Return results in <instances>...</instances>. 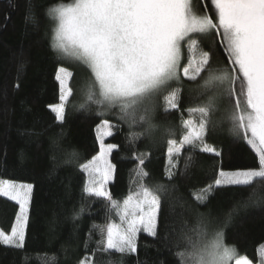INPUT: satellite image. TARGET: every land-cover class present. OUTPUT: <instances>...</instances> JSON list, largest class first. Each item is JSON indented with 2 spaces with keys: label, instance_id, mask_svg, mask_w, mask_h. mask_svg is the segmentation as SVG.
<instances>
[{
  "label": "trees",
  "instance_id": "1",
  "mask_svg": "<svg viewBox=\"0 0 264 264\" xmlns=\"http://www.w3.org/2000/svg\"><path fill=\"white\" fill-rule=\"evenodd\" d=\"M71 1L0 0V184L15 181L32 188L23 244L6 246L0 238V264H183L201 246L203 218L223 231L224 242L240 256L258 262L264 245L259 148L215 128L208 141L196 131L197 140L176 151L185 123L201 119L193 110L205 107L213 91L200 84L207 73H225L229 80L228 95L223 89L220 97L228 114L244 107L245 78L234 68L228 44L217 34L209 40L194 37L197 51L184 48L178 82L124 110L102 103L97 93L89 95L96 91L90 73L75 70L54 47L48 14ZM192 6L200 16L212 15L211 0H192ZM193 57L206 63L189 79L182 73ZM63 69L69 75L74 70L63 110L56 113L51 107L63 101L58 80ZM103 123L113 130L106 140L113 169L110 211L128 198L140 161L144 188L158 201L155 233H139L134 252L99 249L87 209L84 168L99 154ZM242 172L259 176L244 185L216 184L222 174ZM18 212L16 203L0 197V234L11 232Z\"/></svg>",
  "mask_w": 264,
  "mask_h": 264
},
{
  "label": "rangeland",
  "instance_id": "2",
  "mask_svg": "<svg viewBox=\"0 0 264 264\" xmlns=\"http://www.w3.org/2000/svg\"><path fill=\"white\" fill-rule=\"evenodd\" d=\"M211 1L212 15L203 16L195 12L192 0H72L55 6L48 16L56 51L75 70L87 71L93 78L96 91L91 89L89 95L97 93L102 103H116L124 110L135 109L138 103L148 101L149 95L177 83L184 48L190 45L189 51L194 53V37L209 40L217 34L228 44L233 66L245 78L244 107L238 108V98L232 96V105L238 109L228 114L220 97L229 80L225 73L210 77L207 73L200 84L213 91L205 107L193 110L201 119L185 123L186 134L176 151L197 140L199 133L203 142L208 141L216 128L255 145L264 158V0ZM205 63L204 57L200 61L193 57L187 67L189 73L182 74L194 79ZM74 69L69 70L70 75L64 69L58 73L63 101L51 107L56 113L63 110ZM112 134L108 124L100 125L99 154L84 168L88 179L87 209L99 236V249L134 252L139 233H155L158 201L144 188L140 161L132 173L128 198L115 206L113 213L110 211L113 206L107 186L113 169L111 147L106 140ZM257 176L256 172L222 174L216 184L244 185ZM31 190L30 184L21 182L5 180L0 184V197L19 206L11 232L0 234L6 246L23 244ZM200 228L201 246L186 256L183 264H264V245L254 263L227 245L223 231L213 223L203 218Z\"/></svg>",
  "mask_w": 264,
  "mask_h": 264
}]
</instances>
